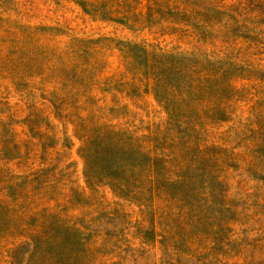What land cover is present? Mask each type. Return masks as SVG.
Returning a JSON list of instances; mask_svg holds the SVG:
<instances>
[{
    "label": "rangeland",
    "instance_id": "obj_1",
    "mask_svg": "<svg viewBox=\"0 0 264 264\" xmlns=\"http://www.w3.org/2000/svg\"><path fill=\"white\" fill-rule=\"evenodd\" d=\"M0 264H264V0H0Z\"/></svg>",
    "mask_w": 264,
    "mask_h": 264
}]
</instances>
